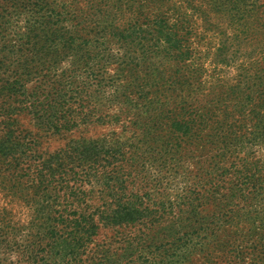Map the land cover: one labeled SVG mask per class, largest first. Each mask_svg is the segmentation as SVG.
Segmentation results:
<instances>
[{"label":"rangeland","instance_id":"rangeland-1","mask_svg":"<svg viewBox=\"0 0 264 264\" xmlns=\"http://www.w3.org/2000/svg\"><path fill=\"white\" fill-rule=\"evenodd\" d=\"M7 129L0 264H264V0H0ZM61 212L121 218L63 256Z\"/></svg>","mask_w":264,"mask_h":264},{"label":"trees","instance_id":"trees-1","mask_svg":"<svg viewBox=\"0 0 264 264\" xmlns=\"http://www.w3.org/2000/svg\"><path fill=\"white\" fill-rule=\"evenodd\" d=\"M169 42H171V38H169ZM14 86L10 88V91L14 90L16 92L20 91L22 87H18L17 83L13 84ZM16 85V86H15ZM21 95V93L19 94ZM17 95V97L19 96ZM16 101V100H15ZM17 102V101H16ZM20 103V102H19ZM74 124L73 121H69L67 119L66 123L64 124L67 126V128L72 127ZM12 137L14 136V132L10 129H7L4 141L0 144V158H7L15 157L17 155H21L23 153L24 144L12 140ZM25 150V149H24ZM61 161V158L59 159V162ZM66 165V164H65ZM50 176H55V173H51ZM86 176H80L78 173L74 170V168L70 166H63L62 162L58 164V185L59 189L61 190L64 197H69L68 199H71L69 201L68 205L71 206L73 203L72 201H77L79 197V193L81 196L85 195L84 191L81 190V184L84 182H87ZM72 182V183H71ZM121 204L122 208L125 210L128 209L129 206H132V212L127 213H121L124 216L121 217H127L130 221H134L137 219V210L140 204L137 202H128V201H119L118 206ZM137 206V207H136ZM120 213H115L113 215H107L104 212L100 215L97 214V218L91 214L90 216L84 215V214H78V213H67V212H61V214L58 215V220L60 224L62 225L63 232H60V236L58 237V247L60 249V252L63 256H66L65 254L69 253V251H73L76 245L80 247L81 245L79 242H76V238H81L82 236H77L78 233H84L86 231H93L96 224L101 222L104 226H107L110 223H115L117 220H119L121 217H119ZM67 215H73V216H67ZM95 215V214H94ZM174 218V216H172ZM176 223V221H173ZM3 233V232H2ZM1 239V237H0ZM81 241V239H80ZM71 245H75L71 247ZM177 252L174 250L172 254H167L164 259H170L173 258L174 255H176Z\"/></svg>","mask_w":264,"mask_h":264}]
</instances>
